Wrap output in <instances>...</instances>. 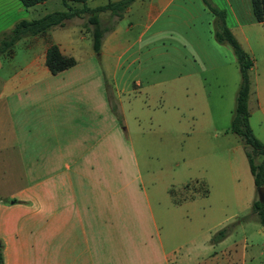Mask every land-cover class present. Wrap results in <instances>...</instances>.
<instances>
[{
    "label": "crops",
    "instance_id": "crops-1",
    "mask_svg": "<svg viewBox=\"0 0 264 264\" xmlns=\"http://www.w3.org/2000/svg\"><path fill=\"white\" fill-rule=\"evenodd\" d=\"M111 1L117 0L85 3L95 7ZM223 1L233 20L227 28L242 46L237 30L243 49L253 54L246 30L264 23L254 20L250 0ZM66 3L81 7V2ZM65 9L61 0L26 8L19 0H0V36L20 19ZM103 15L108 13L99 18ZM212 17L200 0H134L103 34L98 54L83 16L24 36L0 53V210L11 215L0 221L3 264H264L253 255L245 230L252 217L222 240L209 241L239 212L248 214L255 195L241 144L214 153L204 139L203 152L190 159L192 170L158 179L141 174L127 135L121 98L138 94L134 87L141 80L125 78L126 68L135 65L140 71L141 60H158L169 69L165 78L187 92L198 73L231 61L237 65L231 47L228 60L227 44L215 41ZM133 29L137 33L130 41L123 35ZM50 44L75 63L50 73L45 65ZM127 80H133L134 89ZM261 80L259 85L249 77L247 109L251 131L264 143L263 73ZM146 94L149 98V90ZM130 103L126 108L134 120L148 111L145 101ZM160 114L150 126L166 125L159 122ZM197 166L204 169L197 173ZM200 199L207 200V210ZM256 233L264 239L261 226ZM29 240L35 241L34 249L27 250ZM26 256L37 260L24 263Z\"/></svg>",
    "mask_w": 264,
    "mask_h": 264
},
{
    "label": "rangeland",
    "instance_id": "rangeland-1",
    "mask_svg": "<svg viewBox=\"0 0 264 264\" xmlns=\"http://www.w3.org/2000/svg\"><path fill=\"white\" fill-rule=\"evenodd\" d=\"M200 1L209 11L203 1ZM208 1L216 8H218L217 6L222 7L220 10L224 12L225 25H231L233 23L231 15L226 10V3L223 0ZM100 18L103 24L107 25L109 23L107 15H103ZM235 31L237 32V37L239 36V39L242 41L241 47L243 48L244 42L240 36L241 34L237 30ZM246 31H249L245 35L253 49V54L246 50L252 60V68L248 71L249 77L251 80L258 81L260 85L262 84V73L264 74V45L260 43V41L264 43V28L256 25L255 27L248 28ZM136 33V30L133 29L123 36L131 41ZM225 46H227L226 50L230 52L226 53V59L229 60L231 49L229 45ZM18 49L16 48V50ZM231 62L233 63L226 64L214 70L198 73V80L192 82L191 87V83L188 84L189 88L187 92L181 89L179 90L177 88L179 84L174 80L169 81L165 78L169 69L165 70L164 65L159 64L158 60L155 64L141 60L140 71H137V67L133 68L135 65L125 69V78L136 76L141 80V86L134 87L135 89L132 87L133 80H127L134 91L136 93L138 91L140 98L138 94H124L121 98L124 106L125 124H127L128 129L127 135H130V138L135 144L141 174L149 172L153 173L158 179H164V175L172 173L174 177L179 171L183 173L186 170H192L194 167H189L190 159H194L196 155L201 153L200 150L203 148L201 142L204 139H209V144L213 145V149L210 151L214 153H219V149L224 146H232L239 143L242 145L243 151H241L244 154L243 142L237 135L228 130L234 107V98L239 83L237 65L234 61ZM178 67L181 66H174L173 68L176 69ZM149 71H153L154 73V76L151 78H147L145 75ZM152 80H155L153 84ZM149 82L151 86L148 85ZM148 90L149 98L146 94ZM133 98H136L139 102L145 101L147 103L145 108L148 111L146 114L141 112L139 120L138 118L134 120V114L128 112L126 108L129 104L131 105L130 102ZM133 106L134 109L137 108V105ZM157 112L168 117L166 118L160 114L158 118L159 122H164L166 125L156 126L152 124L150 126L154 120V114L156 115ZM179 120L181 124H179ZM214 134H217V137H214ZM195 162L193 161V164H196ZM202 168L203 166H197V173ZM205 169L209 171L208 168ZM197 173L196 175H198ZM183 180L185 181V178ZM197 181L201 182L199 179ZM196 189L197 191H201L198 188ZM208 194L209 196H213V193ZM32 195L34 196V194ZM30 202L33 204L32 206L29 205L31 209L34 207V198ZM200 202L206 208L207 200L200 199ZM243 212L245 211L239 212V216ZM13 215L15 216L16 214ZM8 216L11 217L10 214ZM8 216L4 214L3 210H0L1 222ZM249 222L245 230L250 235L249 241L252 246V253L255 257L263 260L264 239L256 233L260 225L255 219ZM2 226L4 227L3 224ZM237 234H240L239 231H237ZM28 244L27 250L35 248L34 240H29ZM31 244L32 246H30ZM34 260H37L36 257L35 259L27 258V256L23 258L24 263H31ZM36 264L43 263L38 261Z\"/></svg>",
    "mask_w": 264,
    "mask_h": 264
},
{
    "label": "trees",
    "instance_id": "trees-1",
    "mask_svg": "<svg viewBox=\"0 0 264 264\" xmlns=\"http://www.w3.org/2000/svg\"><path fill=\"white\" fill-rule=\"evenodd\" d=\"M19 1L21 5L26 8L44 0ZM61 1L65 5V10L49 12L39 18L30 20L20 19L15 22L8 31L2 33L0 36V53L11 48L17 40L24 36L42 34L54 26L62 25L66 19L74 16H83L85 19L83 27L86 31H89L92 49L98 54L103 34L113 28L116 21L123 16L134 0L111 1L95 7L87 6L85 0ZM66 1L81 2V7H71ZM202 1L213 16L211 24L215 41L229 45L237 62L240 80L234 98V107L228 130L237 135L244 144V155L255 188V195L250 203L249 213L235 218L233 221L223 225L221 228L213 232L209 241L211 243H216L222 240L235 225L249 217H253L264 231V201L258 200L256 194L258 187H264V143L260 142L254 136L248 124V71L252 66V60L225 25L224 12L213 6L208 0ZM250 5L254 20L259 23H264V0H250ZM101 12L108 13L109 23L107 25L102 24L100 21L99 13ZM74 63V58L62 55L55 44H50L47 47L45 53V65L50 73L55 74L72 66ZM0 264H3L1 242Z\"/></svg>",
    "mask_w": 264,
    "mask_h": 264
},
{
    "label": "water",
    "instance_id": "water-1",
    "mask_svg": "<svg viewBox=\"0 0 264 264\" xmlns=\"http://www.w3.org/2000/svg\"><path fill=\"white\" fill-rule=\"evenodd\" d=\"M257 199L260 201H264V187H258L256 190Z\"/></svg>",
    "mask_w": 264,
    "mask_h": 264
}]
</instances>
